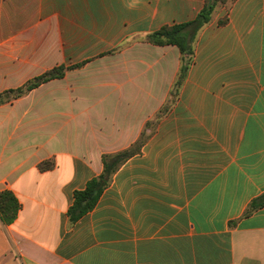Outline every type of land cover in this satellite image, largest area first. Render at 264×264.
I'll return each instance as SVG.
<instances>
[{"label":"crops","instance_id":"0c3cea01","mask_svg":"<svg viewBox=\"0 0 264 264\" xmlns=\"http://www.w3.org/2000/svg\"><path fill=\"white\" fill-rule=\"evenodd\" d=\"M204 4L0 0V94L28 80L10 55L29 39H68L86 61L0 103V190L21 204L12 223L0 217V264H264V206L245 215L264 194V0L215 8L174 100L181 52L147 39ZM143 130L141 151L71 223L103 154Z\"/></svg>","mask_w":264,"mask_h":264},{"label":"trees","instance_id":"16d2710c","mask_svg":"<svg viewBox=\"0 0 264 264\" xmlns=\"http://www.w3.org/2000/svg\"><path fill=\"white\" fill-rule=\"evenodd\" d=\"M229 0H205L203 8L198 12L196 17L190 21L165 25L159 30L147 35V39L158 45L174 44L181 52V65L177 78L171 89V97H174L179 92V89L185 80L189 67L193 61L194 56V42L198 32L206 25L212 16L213 11L219 4H225ZM86 61L65 66L64 64L55 66L33 78L28 79L24 84L17 88H11L3 91L0 94V103L23 96L29 93L34 88L41 84L55 79L62 78L70 69H74L85 64ZM171 100V101H173ZM168 104L161 110L167 108ZM146 130H143L139 138L129 147L112 152L104 153L103 171L93 178H91L86 187L76 190L74 192L73 203L68 209V216L71 223L76 222L84 214L91 211L97 204L103 191L110 185L115 172L124 164L130 157L139 153L142 146L147 140ZM49 162L41 163V168L51 167ZM264 206V194L255 198L245 211V215L250 214L259 207ZM21 204L16 195L10 189L0 190V217L4 223H12L19 212Z\"/></svg>","mask_w":264,"mask_h":264},{"label":"rangeland","instance_id":"374dc122","mask_svg":"<svg viewBox=\"0 0 264 264\" xmlns=\"http://www.w3.org/2000/svg\"><path fill=\"white\" fill-rule=\"evenodd\" d=\"M68 39L44 38L29 39V51L27 55L12 54L10 59L12 63L26 61V70H21L22 78H33L55 66L64 64L65 66L74 64L79 60L78 54H71L72 49L67 43ZM19 74V70L13 71V75Z\"/></svg>","mask_w":264,"mask_h":264}]
</instances>
